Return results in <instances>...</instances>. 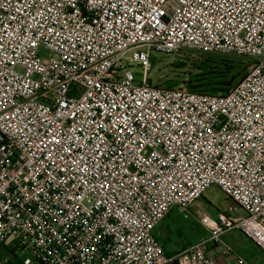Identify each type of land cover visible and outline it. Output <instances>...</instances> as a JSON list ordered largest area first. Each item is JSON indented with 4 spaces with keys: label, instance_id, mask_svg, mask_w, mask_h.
<instances>
[{
    "label": "built area",
    "instance_id": "built-area-1",
    "mask_svg": "<svg viewBox=\"0 0 264 264\" xmlns=\"http://www.w3.org/2000/svg\"><path fill=\"white\" fill-rule=\"evenodd\" d=\"M190 50L252 65L225 94L149 81L152 51ZM211 185L234 205L166 254L156 226ZM229 229L264 251V0H0V245L20 264H248Z\"/></svg>",
    "mask_w": 264,
    "mask_h": 264
},
{
    "label": "rangeland",
    "instance_id": "rangeland-1",
    "mask_svg": "<svg viewBox=\"0 0 264 264\" xmlns=\"http://www.w3.org/2000/svg\"><path fill=\"white\" fill-rule=\"evenodd\" d=\"M39 53L42 57H46L48 51L44 48H40ZM188 55L189 56L184 57L174 54L162 55L152 51L150 55L151 68L148 71L149 81L152 84H160L167 87H186L185 82L189 76L196 72V64L201 59L202 55L208 54L190 50ZM210 55L241 61L245 65L247 64L246 71L251 67L252 63V59L247 57L221 54ZM131 69L135 74L136 80L139 81L142 74L141 68L136 63H133ZM233 205L234 203L232 200L228 198L221 189L216 185H211L204 191L202 197L198 198L187 207V210H183L179 207L173 208L163 224L159 226L158 233L156 230L154 231L156 233L155 236L157 239L160 237L161 241H159V239L158 241L163 246L164 251L172 252L173 248L181 249L186 247L187 244L194 243L203 236L204 230L197 220L200 212H204L213 217L218 211L226 212L228 207ZM185 212L189 213L188 217L183 216ZM241 214V209L232 212V215ZM163 230L166 232L167 237L161 235ZM222 238L223 241L232 247L248 264H264V251L258 248L239 230L229 229ZM0 255L22 261L26 257H31L32 254L28 248L22 250L16 248L8 252H5L1 248Z\"/></svg>",
    "mask_w": 264,
    "mask_h": 264
},
{
    "label": "trees",
    "instance_id": "trees-1",
    "mask_svg": "<svg viewBox=\"0 0 264 264\" xmlns=\"http://www.w3.org/2000/svg\"><path fill=\"white\" fill-rule=\"evenodd\" d=\"M246 65L234 59L202 55L196 64V72L186 80V87L206 94H225L247 74L250 68L246 71ZM0 248L5 252L13 249L5 243H2ZM166 254L169 255L168 252ZM15 260H7L6 264H18L17 259Z\"/></svg>",
    "mask_w": 264,
    "mask_h": 264
},
{
    "label": "crops",
    "instance_id": "crops-1",
    "mask_svg": "<svg viewBox=\"0 0 264 264\" xmlns=\"http://www.w3.org/2000/svg\"><path fill=\"white\" fill-rule=\"evenodd\" d=\"M169 214V213H168ZM168 214L158 223V225L156 226V228H155V230L157 231V233H158V228H159V226L161 225V224H163V222L165 221V219H166V217L168 216ZM155 235H156V233H155ZM161 235L163 236V237H167V234H166V232L163 230L162 232H161ZM157 237H158V235H157ZM158 239H159V241H161V239H160V237H158ZM254 243V242H253ZM255 244V243H254ZM256 245V244H255ZM257 246V245H256ZM258 247V246H257ZM259 248V247H258ZM1 249V248H0ZM182 249V248H181ZM181 249H177V248H173V250H172V252H168L169 254H174L175 253V251H179V250H181ZM166 252V251H165ZM14 259V258H13ZM12 258H7V257H3L2 255H0V264H6V262H7V260H12V262H15L16 260L14 259L13 260ZM17 263L18 264H20V260H18L17 259Z\"/></svg>",
    "mask_w": 264,
    "mask_h": 264
}]
</instances>
